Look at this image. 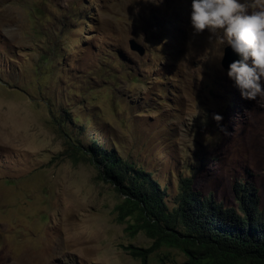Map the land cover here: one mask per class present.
Returning a JSON list of instances; mask_svg holds the SVG:
<instances>
[{
    "label": "rangeland",
    "instance_id": "374dc122",
    "mask_svg": "<svg viewBox=\"0 0 264 264\" xmlns=\"http://www.w3.org/2000/svg\"><path fill=\"white\" fill-rule=\"evenodd\" d=\"M191 11V0H0V264H140L124 246L151 239L116 220L121 195L95 178L92 141L150 172L169 208L183 177L233 207V184L252 183L264 208V101L241 97ZM183 259L162 246L147 264Z\"/></svg>",
    "mask_w": 264,
    "mask_h": 264
},
{
    "label": "trees",
    "instance_id": "16d2710c",
    "mask_svg": "<svg viewBox=\"0 0 264 264\" xmlns=\"http://www.w3.org/2000/svg\"><path fill=\"white\" fill-rule=\"evenodd\" d=\"M88 154L97 169L95 178L113 184L121 195L114 206L116 220L127 221L131 236L142 231L151 239L146 247L124 246L140 264H147L150 254L162 246L181 251L180 264H264V208L252 183L233 184V207L201 195L192 178L183 177L175 205L169 208L165 189L150 172L95 141Z\"/></svg>",
    "mask_w": 264,
    "mask_h": 264
},
{
    "label": "clouds",
    "instance_id": "9594fccd",
    "mask_svg": "<svg viewBox=\"0 0 264 264\" xmlns=\"http://www.w3.org/2000/svg\"><path fill=\"white\" fill-rule=\"evenodd\" d=\"M191 8L193 34L209 33L207 39L214 46L216 59L222 60L225 45L240 57L229 64L227 77L240 90L241 97L264 101V4L258 0H191ZM201 111L196 107L194 116ZM207 115L204 112L202 124H207ZM212 119L227 134L221 125L223 117L212 114Z\"/></svg>",
    "mask_w": 264,
    "mask_h": 264
},
{
    "label": "water",
    "instance_id": "95a60500",
    "mask_svg": "<svg viewBox=\"0 0 264 264\" xmlns=\"http://www.w3.org/2000/svg\"><path fill=\"white\" fill-rule=\"evenodd\" d=\"M130 48L133 49V50H136L140 54H143L144 51H145L144 50V47L140 43H138L137 41H135L134 39H131L130 40ZM223 52H224V55H223V58L220 61V63L226 69H228V66H229L230 63H232L233 61H235V60H237V59L240 58L237 54H235L232 51V49H231L230 46H227L226 45L224 47Z\"/></svg>",
    "mask_w": 264,
    "mask_h": 264
}]
</instances>
